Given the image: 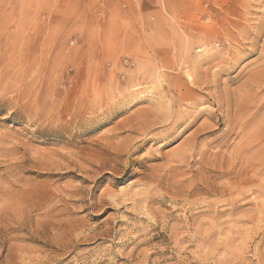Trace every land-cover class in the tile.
<instances>
[{"label":"rangeland","instance_id":"rangeland-1","mask_svg":"<svg viewBox=\"0 0 264 264\" xmlns=\"http://www.w3.org/2000/svg\"><path fill=\"white\" fill-rule=\"evenodd\" d=\"M263 73L264 0H0V264H264Z\"/></svg>","mask_w":264,"mask_h":264},{"label":"bare ground","instance_id":"bare-ground-1","mask_svg":"<svg viewBox=\"0 0 264 264\" xmlns=\"http://www.w3.org/2000/svg\"><path fill=\"white\" fill-rule=\"evenodd\" d=\"M229 15V14H228ZM238 34V33H237ZM262 49V48H261ZM240 52V51H239ZM242 53V52H241ZM246 54V53H245ZM173 55V54H172ZM229 56V55H228ZM231 56V55H230ZM237 56H239V55H237ZM233 57V56H232ZM234 59V58H233ZM235 59H237L236 57H235ZM228 62V61H227ZM233 64H235V63H233ZM263 65V64H262ZM222 66V65H221ZM227 66V65H226ZM219 68H221V67H219ZM228 69H230V68H228ZM204 70V69H203ZM202 70V71H203ZM223 70V69H222ZM217 71V70H216ZM226 71V70H225ZM215 72V71H214ZM262 72V71H261ZM224 73V72H223ZM222 73V74H223ZM203 74V73H202ZM251 74V73H250ZM249 74V75H250ZM264 74V73H263ZM248 75V76H249ZM186 76H187V78L188 79H193L192 78V75L190 74V73H187L186 74ZM195 76V75H194ZM218 76H220V75H218ZM253 76V75H252ZM260 76H262V75H260ZM199 77V76H198ZM210 77V76H209ZM186 78V77H185ZM219 78V77H218ZM229 78V77H228ZM247 78V77H246ZM261 78V77H260ZM262 78H264V77H262ZM230 79V78H229ZM250 79V78H249ZM251 80V79H250ZM204 81H205V83H208L207 82V79H204ZM245 81V80H244ZM248 81V80H247ZM252 81H253V79H252ZM262 81H263V79H262ZM211 83H212V81H210ZM221 82V81H220ZM195 83H196V81H195ZM223 83V82H222ZM225 83V82H224ZM244 83V82H243ZM210 84V83H209ZM245 84H246V81H245ZM249 84H251V83H249ZM200 85V84H199ZM203 85V84H202ZM212 85V84H211ZM218 85H219V83H218ZM222 85V84H221ZM224 85H226V83L224 84ZM242 85V84H241ZM246 86V85H245ZM261 86V85H260ZM199 87V86H198ZM208 87V86H207ZM212 87V86H211ZM210 87V88H211ZM216 87H217V85H216ZM249 87H251V86H249ZM262 87V86H261ZM261 87H259V88H261ZM200 88V87H199ZM198 88V89H199ZM223 88V87H222ZM201 89H203V88H201ZM207 89V88H206ZM214 89V88H213ZM243 89V88H242ZM249 89V88H248ZM250 89H252V88H250ZM257 89V88H256ZM262 89V88H261ZM226 90V89H225ZM239 90H241V89H239ZM245 90H247V89H245ZM224 91V90H223ZM201 92V91H200ZM203 92V91H202ZM228 92V91H227ZM230 92H232L231 90H230ZM239 92V91H238ZM238 92H236V93H238ZM206 93V92H205ZM213 93V92H212ZM233 93V92H232ZM235 93V92H234ZM233 93V94H234ZM240 93V92H239ZM245 93V92H244ZM252 93V92H251ZM215 94V93H214ZM219 94V93H218ZM223 94H225V96H226V91L223 93ZM231 94V93H230ZM256 94H258L257 92H256ZM207 95V94H206ZM216 95V94H215ZM244 95V94H243ZM234 95H231V97H233ZM238 96V95H237ZM247 96V95H246ZM216 97V96H215ZM214 97V98H215ZM224 97V96H223ZM264 97V96H263ZM125 98V97H124ZM210 98V97H209ZM224 98H226V100H227V97H224ZM233 98H235V97H233ZM243 98H245V97H243ZM204 99V98H203ZM212 99V98H211ZM232 99V98H231ZM228 100H229V97H228ZM241 100H242V98H241ZM235 101V100H234ZM238 101V100H237ZM226 102V101H225ZM224 102V103H225ZM232 102H233V100H232ZM239 102V101H238ZM252 102V101H251ZM193 103V102H192ZM222 103H223V101H222ZM226 103H228V102H226ZM233 104V103H232ZM261 104V103H260ZM259 104V105H260ZM263 104V103H262ZM220 105H222L223 106V104H220ZM194 106V105H193ZM225 107H226V104H225ZM230 108H231V106H229ZM239 107V106H238ZM256 107V106H255ZM196 108V107H195ZM199 108V107H198ZM223 108V107H222ZM229 108V109H230ZM236 108V107H235ZM203 109V108H202ZM225 109V108H224ZM227 109H228V107H227ZM228 109V110H229ZM205 110V109H204ZM203 110V111H204ZM232 110V109H231ZM201 111V110H200ZM189 112V111H188ZM193 113H194V111H192ZM202 112V111H201ZM200 112V113H201ZM185 113V112H184ZM183 113V114H184ZM236 113V112H235ZM186 114V113H185ZM183 115V117L184 116H186V115ZM228 114V113H227ZM226 114V115H227ZM238 114V113H237ZM246 114V113H245ZM195 115H196V112H195ZM194 115V116H195ZM198 115V114H197ZM180 116H182V115H180ZM190 116V115H189ZM210 116V115H209ZM243 116V115H242ZM165 117V116H164ZM193 117V116H192ZM235 117V116H234ZM244 117V116H243ZM171 118V117H170ZM181 118V117H180ZM190 118V117H189ZM249 118V117H248ZM160 121V120H159ZM168 121H169V119H168ZM182 121V120H181ZM192 121V120H191ZM190 121V122H191ZM178 122V121H177ZM180 122V121H179ZM163 123V122H162ZM164 123H165V121H164ZM236 123V122H235ZM184 124V123H183ZM161 125V124H160ZM165 125V124H164ZM190 125V124H189ZM231 125L232 124H230V127H231ZM234 125V124H233ZM177 126V125H176ZM188 126V125H187ZM229 126V125H228ZM237 126V125H236ZM236 126H234V127H236ZM249 126V125H248ZM186 127V126H185ZM172 128V127H171ZM239 128V127H238ZM247 128V127H246ZM138 129V128H137ZM167 129V128H166ZM230 129V128H229ZM236 129V128H235ZM245 129V128H244ZM211 131V130H210ZM233 131V130H232ZM239 131V130H238ZM244 131V130H243ZM171 132V131H170ZM168 133V132H167ZM171 134V133H170ZM169 134V135H170ZM168 135V136H169ZM167 137V136H166ZM249 140L248 139H246V140H248L247 141V143H242L241 145L242 146H239V147H237V149H235V150H233V152L232 153H230V156H229V158H228V161H227V167L225 168V169H223V167H222V165L220 164L219 166L217 165V164H215V163H212L211 161V163H210V165L208 166V169L210 170V171H219V169H221V171H219V172H217L218 173V176L219 177H221V176H223L224 177V175H231V174H229L230 173V171H231V169H234V167L240 162V163H243L245 166H247V165H249V166H254V165H257L256 167H254V170H255V173H254V175L255 176H259V175H264V172H263V167H261V165L262 164H264L263 163V158H262V156H261V154L259 153V152H257V153H254V154H252V157H250V156H248V154H249V151H251L250 149L252 148V147H254L255 146V141H256V139H253V138H255L254 136H250L249 135ZM263 138V137H262ZM264 139V138H263ZM258 144V143H257ZM222 145V144H221ZM188 146H190V147H194V145H193V142L191 143V140L189 141V145ZM197 146V145H196ZM224 147V146H223ZM222 147V148H223ZM221 148V147H220ZM195 150V149H194ZM193 150V151H194ZM261 150V149H260ZM192 151V152H193ZM226 152V151H225ZM221 155V154H220ZM216 156V155H215ZM222 158V157H221ZM218 159V158H217ZM206 161H207V159H206ZM205 161V162H206ZM224 162V161H223ZM222 163V162H221ZM224 165V164H223ZM205 166V165H204ZM225 166V165H224ZM219 169H218V168ZM243 169H244V167H243ZM252 171V170H251ZM209 172V171H208ZM246 174V173H245ZM217 176V175H216ZM250 176V175H249ZM228 177V176H227ZM226 177V178H227ZM230 177V176H229ZM232 178V177H231ZM229 179V178H228ZM230 180V179H229ZM248 181V180H247ZM229 182V181H228ZM249 183V182H248ZM224 184V183H223ZM251 186V185H250ZM207 187V186H206ZM247 187V184L246 183H244L242 180H237V181H235V182H229V183H227V184H224V186L222 187H220V190H221V192H223V193H226V194H228V195H231V194H233V193H237V194H241V193H243L244 192V190H245V188ZM254 187V186H253ZM252 187V188H253ZM208 188V187H207ZM251 190V189H250ZM208 191V190H207ZM253 191H254V189H253ZM255 191H256V188H255ZM216 192H217V190H216ZM214 193V192H213ZM254 193V192H253ZM219 194V193H218ZM217 194V195H218ZM256 194H257V197L255 198V200L258 202L257 203V207H256V209H255V212L256 213H262L263 214V216H262V220H264V183H262V182H259L258 183V189H257V192H256ZM256 196V195H255ZM220 197V196H219ZM231 198V197H230ZM226 201V200H225ZM231 202H229V205H230V207L232 208V207H234V206H236V203H235V200H234V202H232V200H230ZM237 201V200H236ZM250 209V208H249ZM245 214V213H244ZM256 218H260V216L259 215H257L256 216ZM261 219V218H260ZM262 234V233H261Z\"/></svg>","mask_w":264,"mask_h":264}]
</instances>
